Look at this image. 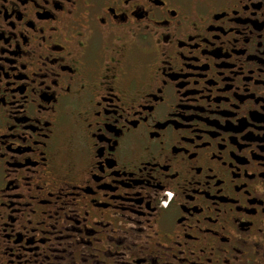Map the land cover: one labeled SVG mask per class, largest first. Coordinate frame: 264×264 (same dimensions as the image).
<instances>
[{"label":"flooded vegetation","instance_id":"1","mask_svg":"<svg viewBox=\"0 0 264 264\" xmlns=\"http://www.w3.org/2000/svg\"><path fill=\"white\" fill-rule=\"evenodd\" d=\"M0 264H264V0H0Z\"/></svg>","mask_w":264,"mask_h":264}]
</instances>
